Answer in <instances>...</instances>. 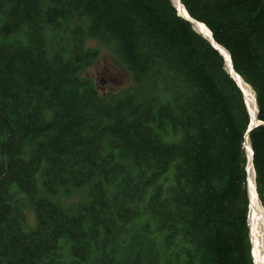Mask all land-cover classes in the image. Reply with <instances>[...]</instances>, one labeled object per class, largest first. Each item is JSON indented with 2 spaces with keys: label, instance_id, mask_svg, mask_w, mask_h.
<instances>
[{
  "label": "trees",
  "instance_id": "trees-1",
  "mask_svg": "<svg viewBox=\"0 0 264 264\" xmlns=\"http://www.w3.org/2000/svg\"><path fill=\"white\" fill-rule=\"evenodd\" d=\"M181 1L254 91L264 208V0ZM88 38L113 43L131 92L85 76ZM226 66L172 0H0V264H255L251 118ZM91 183L73 214L48 196Z\"/></svg>",
  "mask_w": 264,
  "mask_h": 264
},
{
  "label": "rangeland",
  "instance_id": "rangeland-1",
  "mask_svg": "<svg viewBox=\"0 0 264 264\" xmlns=\"http://www.w3.org/2000/svg\"><path fill=\"white\" fill-rule=\"evenodd\" d=\"M88 21V17H84V19L76 17L72 20L71 24H83L88 35ZM46 35L48 40V53L51 55L58 43L62 42V40L53 28H48ZM87 45L89 48L97 49V56L91 61L84 74L93 80L100 93L110 101L116 95H126L131 92L135 87L132 73L120 62L113 43L110 44L94 38H88ZM92 185L91 183L82 187H76L68 192L61 189L56 194H48V196L68 213L73 214L89 201L90 193L93 189ZM26 214L29 226H34L35 215L33 210L28 208ZM259 215L260 219L254 236H257L258 240L260 239L261 250L263 251L264 210ZM248 218L251 225L250 216ZM251 236L253 238L252 234Z\"/></svg>",
  "mask_w": 264,
  "mask_h": 264
},
{
  "label": "bare ground",
  "instance_id": "bare-ground-1",
  "mask_svg": "<svg viewBox=\"0 0 264 264\" xmlns=\"http://www.w3.org/2000/svg\"><path fill=\"white\" fill-rule=\"evenodd\" d=\"M175 7L177 8V10H179L180 12H182L184 14V6L181 4L180 0H172ZM195 28L197 30H201L204 33H207L208 35H210V31L209 28L207 26H205L203 23L200 24H195ZM225 55H226V64H227V68L231 69V64H230V60H229V55H228V51L225 49ZM233 75H234V71L232 70ZM241 83L243 85L244 88V92H245V99L247 101V104L249 106L250 112L252 117H254L256 115V102H255V94L254 91L252 90V88L246 83L244 82V80L240 77ZM249 144V140L247 141V145ZM251 159V155H250V151H249V160ZM249 177L251 179V181L249 180V184H250V205H251V209H250V220H251V226H252V235H253V252H254V260L256 264H264V253L261 250V242L258 240L257 236H254L255 230L257 228V224L258 221L260 219V212H263V208L261 205V202L258 198V196L255 193V189H254V171H253V167L250 168L249 170ZM257 234V233H256Z\"/></svg>",
  "mask_w": 264,
  "mask_h": 264
},
{
  "label": "water",
  "instance_id": "water-1",
  "mask_svg": "<svg viewBox=\"0 0 264 264\" xmlns=\"http://www.w3.org/2000/svg\"><path fill=\"white\" fill-rule=\"evenodd\" d=\"M181 4L183 5L182 1L180 0ZM184 6V5H183ZM177 9V8H176ZM178 11V14L180 16H182L183 18H185L186 20H188L189 22H191L193 28L198 31L207 41H209V43L219 51V53L222 55V57L224 58L225 60V63L227 62L226 60V55H225V48H223L215 39H214V36H213V33L212 31L209 29L210 31V35H208L207 33H204L202 32L201 30H197L195 28V24H200V23H203V22H200L198 20H196L195 18H193L189 12L187 11V9L185 8L184 6V14L182 12H180L179 10ZM205 26H207L205 23H203ZM208 27V26H207ZM228 55H229V60H230V64H231V69H228L227 66V70L229 72V74L231 75V77L234 79V81L236 82V84L239 86V88L241 89L243 95H244V99H245V92H244V88H243V85L241 83V80H240V75L238 74V72L235 70L234 68V65H233V62H232V59H231V56L228 52ZM232 70L234 71V75H233V72ZM242 78V77H241ZM255 102H256V97H255ZM245 104H246V107L249 111V114H250V123H249V126L247 128V131L245 133V147L247 148L248 151H250V155H251V159L248 161V164H247V174H248V179H247V187H248V192L250 193V184H249V180L251 181L250 177H249V170L251 167H253V154H254V151H253V148L252 146L250 145V143L247 145V141L249 140V134L250 132L257 126H259L260 124H263V121L258 119L257 117V111H258V108H257V102H256V115L254 117H252L251 115V112H250V109H249V106L247 104V101L245 99ZM254 171V169H253ZM254 177H255V171H254ZM254 189H255V193L256 195L258 196V192H257V188H256V184H255V181H254ZM259 198V197H258ZM251 206V205H250ZM263 246H264V240H263ZM254 250V249H253ZM253 257H254V252H253ZM255 262V260H254ZM256 264V263H255Z\"/></svg>",
  "mask_w": 264,
  "mask_h": 264
}]
</instances>
